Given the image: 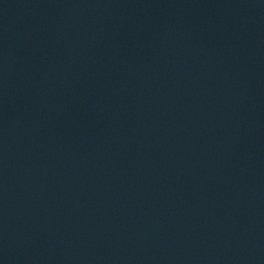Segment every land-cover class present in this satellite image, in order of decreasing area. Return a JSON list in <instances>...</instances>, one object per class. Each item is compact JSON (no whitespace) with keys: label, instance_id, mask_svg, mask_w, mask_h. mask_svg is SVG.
Here are the masks:
<instances>
[{"label":"water","instance_id":"water-1","mask_svg":"<svg viewBox=\"0 0 264 264\" xmlns=\"http://www.w3.org/2000/svg\"><path fill=\"white\" fill-rule=\"evenodd\" d=\"M0 264H264V90L0 17Z\"/></svg>","mask_w":264,"mask_h":264}]
</instances>
